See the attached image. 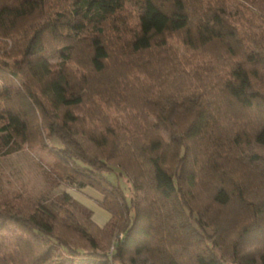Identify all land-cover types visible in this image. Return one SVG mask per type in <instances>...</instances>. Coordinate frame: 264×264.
<instances>
[{"label": "trees", "instance_id": "trees-1", "mask_svg": "<svg viewBox=\"0 0 264 264\" xmlns=\"http://www.w3.org/2000/svg\"><path fill=\"white\" fill-rule=\"evenodd\" d=\"M4 73L0 156L53 163L0 195V264H264V0H0Z\"/></svg>", "mask_w": 264, "mask_h": 264}, {"label": "rangeland", "instance_id": "rangeland-1", "mask_svg": "<svg viewBox=\"0 0 264 264\" xmlns=\"http://www.w3.org/2000/svg\"><path fill=\"white\" fill-rule=\"evenodd\" d=\"M134 24L135 22L133 21L131 25ZM1 51H3V48ZM48 58L53 63L57 61L56 54L49 55ZM4 75L3 78H0V90L5 87L13 88L19 86L18 78L11 77L5 73ZM3 79H6V81ZM162 134L166 139L167 134L164 130H162ZM51 142L55 143L52 140H48V143ZM47 149L50 148L43 149L37 145L33 148L25 147L7 156H0V195L3 196L10 191H23L26 194H30L32 192L36 193L41 189H47L48 187L45 183L47 178L42 173L43 170H48L53 163V156ZM117 172L115 170L105 175L111 183L121 187L126 199H128L131 193L130 182L124 175H119ZM95 191L97 194H95ZM69 194L81 208L91 213L92 218L98 224H104L109 218L108 212L99 203L98 194L100 193L94 188L90 186L73 188Z\"/></svg>", "mask_w": 264, "mask_h": 264}, {"label": "crops", "instance_id": "crops-1", "mask_svg": "<svg viewBox=\"0 0 264 264\" xmlns=\"http://www.w3.org/2000/svg\"><path fill=\"white\" fill-rule=\"evenodd\" d=\"M84 189H86V188H84ZM71 190H73V188H67V189H66V191H68V192H71ZM95 192H96V191H95ZM95 194H97V192H96ZM96 196H97V195H96ZM98 196H99L98 199H99V201H100V198H101V197H100V194H98ZM108 217H109V214H108ZM93 220H94V219H93ZM94 221H95V220H94ZM95 222H96V221H95ZM96 223H97V222H96ZM97 224H98V223H97ZM98 225H103V224H98Z\"/></svg>", "mask_w": 264, "mask_h": 264}, {"label": "built area", "instance_id": "built-area-1", "mask_svg": "<svg viewBox=\"0 0 264 264\" xmlns=\"http://www.w3.org/2000/svg\"><path fill=\"white\" fill-rule=\"evenodd\" d=\"M122 235L120 234L119 237H121Z\"/></svg>", "mask_w": 264, "mask_h": 264}]
</instances>
